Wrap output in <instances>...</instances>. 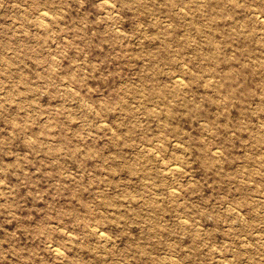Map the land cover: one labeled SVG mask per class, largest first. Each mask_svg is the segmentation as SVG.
Returning <instances> with one entry per match:
<instances>
[{
    "label": "rangeland",
    "instance_id": "374dc122",
    "mask_svg": "<svg viewBox=\"0 0 264 264\" xmlns=\"http://www.w3.org/2000/svg\"><path fill=\"white\" fill-rule=\"evenodd\" d=\"M0 264H264V0H0Z\"/></svg>",
    "mask_w": 264,
    "mask_h": 264
},
{
    "label": "bare ground",
    "instance_id": "6f19581e",
    "mask_svg": "<svg viewBox=\"0 0 264 264\" xmlns=\"http://www.w3.org/2000/svg\"><path fill=\"white\" fill-rule=\"evenodd\" d=\"M105 2H107V1H105ZM47 18V12L44 10V8H42V7H40V9H39V19L43 22L45 19ZM45 22V21H44ZM181 79L179 78V81H180ZM175 164V163H174ZM170 167V166H169ZM178 167V166H177ZM171 169H173V168H176L175 166H172V167H170ZM96 228V227H95ZM97 234H98V236L99 237H104L105 236V233L103 232V230L100 228L98 231H97ZM53 247V250L56 252V253H58L59 252V248H58V246H55V245H53L52 246Z\"/></svg>",
    "mask_w": 264,
    "mask_h": 264
}]
</instances>
